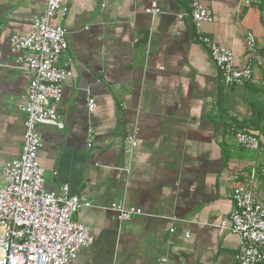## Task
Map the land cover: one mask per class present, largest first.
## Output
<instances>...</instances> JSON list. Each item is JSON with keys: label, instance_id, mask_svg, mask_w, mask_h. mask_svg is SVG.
Wrapping results in <instances>:
<instances>
[{"label": "crops", "instance_id": "obj_1", "mask_svg": "<svg viewBox=\"0 0 264 264\" xmlns=\"http://www.w3.org/2000/svg\"><path fill=\"white\" fill-rule=\"evenodd\" d=\"M194 1L213 12L202 32L230 49L237 67L251 66V83L224 85L209 49L193 41ZM244 1L64 0L69 12L55 23L66 28L68 48L58 65L72 77L62 85L61 127L38 128V161L46 191L67 185L90 204L74 221L89 227L93 244L69 264H237L240 240L229 220L235 174L255 175L254 196L264 205V152L240 147L232 131H249L264 147V0ZM153 2L156 15L148 13ZM45 6L0 0V181L22 153L29 83L10 39L29 35ZM113 204L144 216L119 221Z\"/></svg>", "mask_w": 264, "mask_h": 264}, {"label": "built area", "instance_id": "obj_2", "mask_svg": "<svg viewBox=\"0 0 264 264\" xmlns=\"http://www.w3.org/2000/svg\"><path fill=\"white\" fill-rule=\"evenodd\" d=\"M258 0H245V6L257 5ZM44 12L31 22L32 32L26 36H13L11 50L19 54L20 68L28 74L29 83L21 112L25 116L23 147L20 158L5 164L0 181V264H69L77 259L82 249L93 244L89 227L74 221V215L90 204L70 193L67 185L57 192L46 191L45 170L38 161L43 140L38 131L41 125L61 127L57 108L62 100V85L72 72L59 67L61 55L67 50V30L56 24L64 19L69 9L64 0H45ZM188 14L195 35L193 41L209 49V56L224 85L240 87L253 81L249 64L235 65L230 49L219 45L202 32L204 24L214 21L213 12L198 1L191 4ZM160 12L153 2L148 13ZM184 15L179 18L184 21ZM246 50L255 55L257 42L253 33L246 36ZM96 107L88 99L87 108ZM237 144L248 150L264 152L258 138L251 132L233 128ZM128 141L135 147V142ZM91 146V140L89 145ZM234 175L232 210L229 216L230 232L237 235L240 248L237 264H264V205L254 196L255 175L241 181ZM109 210L119 221L129 222L144 216L142 210L113 204Z\"/></svg>", "mask_w": 264, "mask_h": 264}]
</instances>
